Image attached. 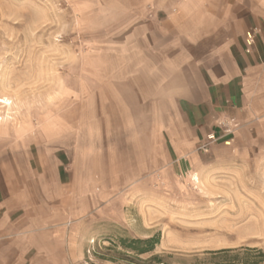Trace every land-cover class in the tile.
Wrapping results in <instances>:
<instances>
[{
    "label": "rangeland",
    "instance_id": "rangeland-1",
    "mask_svg": "<svg viewBox=\"0 0 264 264\" xmlns=\"http://www.w3.org/2000/svg\"><path fill=\"white\" fill-rule=\"evenodd\" d=\"M210 2L193 5L195 13L254 7ZM147 10L143 0H0V97L11 103L0 105V165L36 173L43 135L88 121L107 63L153 29ZM250 31L255 43L260 30ZM230 130L207 152L176 155L163 143L161 166L145 150L143 178L98 199L82 229L85 257L74 264H264V109ZM155 235L158 244L144 255L120 244Z\"/></svg>",
    "mask_w": 264,
    "mask_h": 264
},
{
    "label": "crops",
    "instance_id": "crops-1",
    "mask_svg": "<svg viewBox=\"0 0 264 264\" xmlns=\"http://www.w3.org/2000/svg\"><path fill=\"white\" fill-rule=\"evenodd\" d=\"M210 1L143 0L156 23L107 63L88 121L43 135L38 172L19 176L14 164L0 165V264L81 261L88 216L98 199L143 178L145 150L161 166L163 143L183 155L219 122L242 123L264 109V0H250L243 14L195 13L193 5ZM253 29L260 34L247 54Z\"/></svg>",
    "mask_w": 264,
    "mask_h": 264
},
{
    "label": "built area",
    "instance_id": "built-area-1",
    "mask_svg": "<svg viewBox=\"0 0 264 264\" xmlns=\"http://www.w3.org/2000/svg\"><path fill=\"white\" fill-rule=\"evenodd\" d=\"M244 44L246 47L245 52L247 54L250 53V49L254 45V32L248 31L245 34ZM232 121H222L218 123V129L222 131V135L220 137H217L215 134H209L206 136L204 142L200 145V150L203 152H207L209 147L216 142L217 140L226 137L230 133V127H231Z\"/></svg>",
    "mask_w": 264,
    "mask_h": 264
},
{
    "label": "trees",
    "instance_id": "trees-1",
    "mask_svg": "<svg viewBox=\"0 0 264 264\" xmlns=\"http://www.w3.org/2000/svg\"><path fill=\"white\" fill-rule=\"evenodd\" d=\"M158 238V235H155L147 239H122L120 244L125 250L135 255H144L153 251L155 245L159 242ZM155 260L159 261L158 258H155Z\"/></svg>",
    "mask_w": 264,
    "mask_h": 264
},
{
    "label": "bare ground",
    "instance_id": "bare-ground-1",
    "mask_svg": "<svg viewBox=\"0 0 264 264\" xmlns=\"http://www.w3.org/2000/svg\"><path fill=\"white\" fill-rule=\"evenodd\" d=\"M10 100L8 98H5V97H0V105H2L3 108H8L10 109V105L11 103L9 102ZM2 119L0 118V121Z\"/></svg>",
    "mask_w": 264,
    "mask_h": 264
}]
</instances>
